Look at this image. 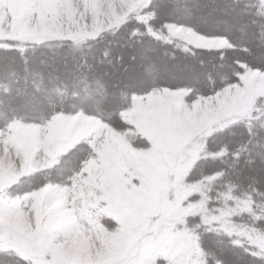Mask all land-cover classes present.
<instances>
[{
	"label": "snow or ice",
	"instance_id": "6c2138e0",
	"mask_svg": "<svg viewBox=\"0 0 264 264\" xmlns=\"http://www.w3.org/2000/svg\"><path fill=\"white\" fill-rule=\"evenodd\" d=\"M0 264H264V0H0Z\"/></svg>",
	"mask_w": 264,
	"mask_h": 264
}]
</instances>
